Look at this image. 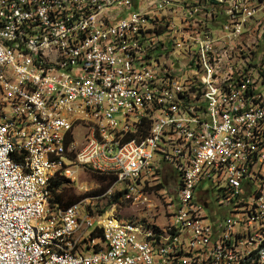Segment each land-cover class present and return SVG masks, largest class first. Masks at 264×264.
<instances>
[{"label":"built area","instance_id":"obj_1","mask_svg":"<svg viewBox=\"0 0 264 264\" xmlns=\"http://www.w3.org/2000/svg\"><path fill=\"white\" fill-rule=\"evenodd\" d=\"M159 8L168 9L167 18H156ZM170 10L179 17L169 18ZM0 15V29L32 45V54L0 52V110L18 125L19 146L34 144L41 160H65L59 172L77 175L80 163L117 169L110 189L120 186V198L158 224L169 219L175 233L165 247L138 245L95 218V210L72 217L73 207L64 205L55 234L84 219L81 236L69 243L81 246L83 256L57 262L29 239L40 193L15 194L20 186L6 174L0 152V264H228L249 245H259V252L239 264H264V242H258L264 230V0H183L182 6L175 0H0ZM191 16H203V24L191 25ZM5 19L13 28H3ZM40 41L55 42L48 63L40 62ZM56 41H66V48H56ZM168 41L177 43L174 55H165ZM120 47H128V58ZM195 63H202V77L194 76ZM18 74L35 76L41 97L14 84ZM222 78L231 85L223 86L224 104L216 105ZM149 96L169 100L173 111L144 104ZM68 103L91 104V113L60 129ZM88 114L101 118V126L82 125ZM76 128L82 132L77 150ZM19 161L13 158L14 168ZM117 177L125 185H115ZM160 200H167L165 212H157ZM7 205L24 218L25 233L7 219ZM91 249H102V257H90Z\"/></svg>","mask_w":264,"mask_h":264},{"label":"bare ground","instance_id":"obj_2","mask_svg":"<svg viewBox=\"0 0 264 264\" xmlns=\"http://www.w3.org/2000/svg\"><path fill=\"white\" fill-rule=\"evenodd\" d=\"M183 0H175V6H182ZM168 9L159 8L156 11V18H167ZM179 10H170L169 18H178ZM73 18H82V11H73ZM1 22V15H0ZM191 25L203 24V16H191ZM14 25H21V17H14ZM62 27H69V20H62ZM3 28H13L12 19L3 21ZM56 48L65 49L66 41H56ZM14 49H20V53L32 54V45L25 44V39L20 38L16 33L7 32L0 29V52L12 53ZM40 62L48 63V50L55 49V42L40 41ZM177 51V43L168 41L165 48V55H174ZM121 58L129 57L128 47H120ZM176 66H183V59H176ZM160 71H168V64H160ZM194 76L202 77V63L194 64ZM6 81H13V74H6ZM14 84L24 85L28 87V94L32 97H41V89L37 87L35 76L30 74H18L14 77ZM231 78H222V85H215V92H219L216 96V105L224 104L226 90L223 86H230ZM172 99H179V91H172ZM144 104L155 105L158 111H173V103L164 100L161 96L144 97ZM80 113H91V104L68 103L64 107V112L60 115V129H68L70 123L76 121L80 117ZM93 116L98 125H88V127L101 126V118L96 114L82 115V118ZM48 118H57V111L47 110ZM10 127V131L2 129ZM18 125H14V119L0 110V152L2 159L6 163V174H12L15 182V194L40 193L39 208L33 209V217L36 221L31 222L29 230V239L31 246L36 251H45L49 257L61 263H70L81 259L83 256V248L81 246L69 247L71 237L81 236L85 228V220L77 219V221L68 229V233L61 235L55 234L56 228H61V217L59 211H63L64 207L52 204L50 201L51 190L50 181L58 175L73 174L69 171H58L57 168L65 167V160H41L39 151L34 144H26V147L19 146ZM55 146H62V139H55ZM20 157L16 167L13 166V158ZM80 169L92 170L100 173H109L117 176V169L112 167L100 168L90 163H80ZM27 172V174H25ZM71 179V177H70ZM125 185L124 177L115 178ZM162 210L165 212L167 208V200H161ZM73 207L72 217H79L80 213L86 212L80 210L75 205ZM7 219H13L16 225L17 233H25V222L22 217H14V205L6 206ZM143 215V214H142ZM135 216L132 218L119 217L111 212H104L101 216L95 215V218H101L110 224L113 230L121 233H129L138 245H152L157 247H165L167 244L175 241V233L171 232L169 219H163L158 224L155 218H147L143 216ZM42 225L43 227H41ZM208 239H215V232H208ZM258 242H264V230L258 233ZM259 252V245H249L248 249L237 250L236 259L228 260V264H239V260L250 259L252 253ZM90 257H102V249H91Z\"/></svg>","mask_w":264,"mask_h":264},{"label":"rangeland","instance_id":"obj_3","mask_svg":"<svg viewBox=\"0 0 264 264\" xmlns=\"http://www.w3.org/2000/svg\"><path fill=\"white\" fill-rule=\"evenodd\" d=\"M90 124L97 126L98 122L93 116H90L89 118H82V125L88 126ZM72 125H76V121L70 123L69 127ZM81 134L82 132L79 131V128H76V131H74V136L75 139L77 140V144L75 147L76 150L81 145V141H82ZM80 170L83 171L84 173L79 172L77 175L70 174V176L57 174L52 179L54 180L61 177L62 179L61 183L60 185H58L56 190L58 192H66V194H71L73 196V198L76 201L70 205H75L80 210L86 212H93V210H95V215L97 216L98 215L101 216L104 213V211L107 210V212H111L119 217H124V218H132L135 216H141L142 214L145 215L147 218H150L149 216H147V214L144 213L145 210L140 205H133L130 202V200H121V201L118 200L117 195L113 193L120 191V186H112V189H110L109 186L113 183V180L112 181H108V179L100 180L99 177L100 174L107 175L109 173H100L87 169H80ZM110 176H112V174H110ZM52 180L50 181V186ZM115 185H123V184L115 179ZM203 188L208 189L207 183L203 184ZM152 189L155 190L156 188H151V190ZM51 198H52V192H51ZM161 204H162L161 200L157 202V212L159 210H162ZM162 220L163 219H160V221Z\"/></svg>","mask_w":264,"mask_h":264},{"label":"trees","instance_id":"obj_4","mask_svg":"<svg viewBox=\"0 0 264 264\" xmlns=\"http://www.w3.org/2000/svg\"><path fill=\"white\" fill-rule=\"evenodd\" d=\"M113 176V175H112ZM110 176V174H100V180H105L108 179V181H112L113 177ZM61 177L52 180L51 182V192H52V198H51V203L56 205L58 204V206L60 207H64V205H70L73 202H75L76 200L73 198V196L71 194H66V192H58L56 189L58 187V185H60L61 183ZM113 194L117 195V198L119 201L121 200H130V199H121L120 196L118 194H120V191H117ZM100 215H98L99 217Z\"/></svg>","mask_w":264,"mask_h":264}]
</instances>
